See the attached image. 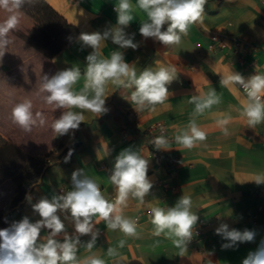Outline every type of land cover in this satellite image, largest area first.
Masks as SVG:
<instances>
[{
	"label": "crops",
	"instance_id": "crops-1",
	"mask_svg": "<svg viewBox=\"0 0 264 264\" xmlns=\"http://www.w3.org/2000/svg\"><path fill=\"white\" fill-rule=\"evenodd\" d=\"M45 1L68 23L77 26L80 33L103 31L116 22L113 8L118 0ZM132 3L135 6V0ZM133 16L126 31L136 33L135 40L140 42V47L135 51L117 49V45L106 41L101 44V54L110 58L113 51H124L126 62H137L138 73L145 67H174L177 79L169 86L172 93L169 100L156 105L154 110L135 111V105L128 102L132 90L109 83L107 113L97 116L83 111L85 120L74 136L54 134L56 145L48 152L49 163L41 183L19 205L6 211V222L11 224L24 216L32 221L39 219L31 205L43 196L50 198L59 194L63 186H71V174L80 168L114 201L116 191L108 179L109 170L115 156L122 149L132 147L149 160L148 175L153 181L144 204L129 198L123 208V215L138 218L140 236L138 239L126 237L101 222L97 225L100 234L91 252L84 245L90 236L80 238L78 257L94 253L106 264H241L264 239V184L252 181L255 175L264 174V123L249 128L246 118L238 111L246 103V95L238 85L221 86L220 79L232 71L246 78L255 74V70L264 72V0H207L203 22L192 25L182 42L172 46L143 40L138 29L147 19L146 14L136 8ZM237 38L244 40L239 52H235ZM220 39L226 40L228 47L210 50L209 45ZM250 45L256 48L250 49ZM91 51L76 39L53 58L58 71L80 68L81 80L74 86L77 91L83 87L85 57ZM211 88L221 96V103L196 118L207 139L190 150L182 148L175 143L174 136L189 123L194 105L188 101L192 95H201ZM227 116L231 117L227 125L230 135L225 136L217 121ZM158 123L164 124L169 150L151 147L153 138L160 135L152 129ZM70 148L73 154L65 163ZM181 195L191 197L193 211L206 222L202 237L191 240L183 253L171 240L153 234L149 214L153 206L174 205ZM27 197H31V202ZM65 223L72 233L71 223ZM221 223L228 224L229 228L254 230L255 240L222 249L225 241L215 234ZM120 240L125 241L123 248L118 246ZM110 247L117 249L118 257L107 255Z\"/></svg>",
	"mask_w": 264,
	"mask_h": 264
},
{
	"label": "clouds",
	"instance_id": "clouds-1",
	"mask_svg": "<svg viewBox=\"0 0 264 264\" xmlns=\"http://www.w3.org/2000/svg\"><path fill=\"white\" fill-rule=\"evenodd\" d=\"M40 0H0V9L7 13L6 19L0 23V58L9 39L20 24L22 9L35 6ZM207 0H118L113 11L116 13L114 25L107 26L103 31L81 32L77 37L83 47L92 51L85 57L83 87L77 91L75 85L81 80L79 67H67L53 75L44 74L38 94L43 101L54 106V109H64L61 115L51 124L56 137L74 136L85 116L83 111H89L97 116L107 113L106 100L109 97V83L131 89L128 102L135 105V111L154 110L156 105L169 100L172 93L169 86L177 79L176 69L170 66L145 67L137 72V62H126L124 51L116 50L110 58L102 56V42L111 41L117 49L137 50L140 42L135 40L136 33L126 29L134 20L136 8L146 14L147 19L140 23L139 35L143 40L152 39L164 46L179 45L182 37L189 34V29L196 23H202ZM69 40L72 38L69 37ZM55 63V59H53ZM158 63V62H157ZM238 85L246 95V103L239 114L246 118L249 128H255L264 123V72L255 70V74L244 77L239 72H230L225 78L221 76L220 85ZM194 105L191 118L184 129L174 136L176 144L185 149H192L198 142L207 139V133L197 124L196 118L202 116L215 105L221 103V96L215 88L201 95H192L188 101ZM80 109L82 111H73ZM12 122L26 132L34 126H44L46 118L42 112H33L30 100L16 103L12 108ZM230 116L217 121L222 133L230 135L227 125ZM160 135L155 136L151 143L156 150H169L170 141L161 128ZM73 154L69 149L64 158L67 163ZM149 160L140 155L132 147L122 149L114 158L108 177L116 191L114 201L109 200L101 190V186L85 175L82 168L75 169L70 177L71 190L54 194L50 198L41 197L32 204V210L39 219L32 221L24 216L19 221H13L8 227L0 229V264H106V261L94 253L84 258L78 257L82 236H90L84 243L87 250L95 247L99 229L97 225L103 222L112 231L119 230L126 237L139 238L138 218L123 215L129 198L145 203V197L153 188V181L148 175ZM257 185L264 184V174L255 175L252 180ZM31 202V197H27ZM153 234L164 236L172 244L183 251L192 240L193 229L200 217L193 211L190 196L181 195L174 205L168 207L153 206L150 209ZM65 221L71 223L72 233H69ZM46 232V235H41ZM215 234L225 241L222 249L235 248L241 243L253 242L256 232L250 229L239 230L229 228L221 223ZM124 240L119 241L123 248ZM109 257H118L116 248L107 250ZM241 264H264V239L254 251H250Z\"/></svg>",
	"mask_w": 264,
	"mask_h": 264
},
{
	"label": "trees",
	"instance_id": "trees-1",
	"mask_svg": "<svg viewBox=\"0 0 264 264\" xmlns=\"http://www.w3.org/2000/svg\"><path fill=\"white\" fill-rule=\"evenodd\" d=\"M6 16L7 13L0 9V23L6 19ZM79 34L80 29L77 26L68 23L65 17L45 0H40L35 6L26 5L22 9L21 22L10 33L11 43L4 49L2 58L12 56L17 58L20 52L26 51L25 46L22 47L25 43L29 46L31 54L35 51L40 53L56 73L58 68L54 65L53 58L68 44L75 41ZM69 37L72 39L69 40ZM62 111L65 110H55L54 106L50 105L47 112L45 111L46 124L34 126L30 132L24 131L16 124L6 128L7 140L0 147V185L9 178L16 181L15 197L10 204L11 208L19 205L28 193L41 183L48 164L35 155L41 152L47 153L56 145L51 124Z\"/></svg>",
	"mask_w": 264,
	"mask_h": 264
},
{
	"label": "rangeland",
	"instance_id": "rangeland-1",
	"mask_svg": "<svg viewBox=\"0 0 264 264\" xmlns=\"http://www.w3.org/2000/svg\"><path fill=\"white\" fill-rule=\"evenodd\" d=\"M19 44L22 43L19 42ZM24 46L26 51L20 52L17 58L13 56L0 58V137L3 135L2 145L7 140L6 128L14 125L11 113L16 103L30 100L35 109L33 112H42L44 116L47 115L46 112L50 107L38 92L42 75L55 74L54 68L44 60L40 53L35 51L31 54L29 46L25 43L22 47ZM48 155V152H41L35 156L48 164ZM15 191L16 181L11 178L2 183L0 187V229L10 225L6 222L5 213L11 209L10 204L15 197Z\"/></svg>",
	"mask_w": 264,
	"mask_h": 264
},
{
	"label": "built area",
	"instance_id": "built-area-1",
	"mask_svg": "<svg viewBox=\"0 0 264 264\" xmlns=\"http://www.w3.org/2000/svg\"><path fill=\"white\" fill-rule=\"evenodd\" d=\"M243 44H244V40H242L241 38H237L235 40V52H239L240 49L242 48ZM227 47H228V42L226 40H223V39L212 42L209 45L210 50H225ZM249 47H250V49L256 48L253 45H250ZM161 128L164 129L163 123H158L152 127V129L159 134H161L160 133ZM164 133H165V131H164ZM69 190H71V186H69V187L63 186V188L61 187V189L59 191H60V193H64V192H67ZM205 226H206L205 220L203 218H200L199 221L197 222L195 228L193 229L192 240H197V239L202 237V235L204 233Z\"/></svg>",
	"mask_w": 264,
	"mask_h": 264
}]
</instances>
